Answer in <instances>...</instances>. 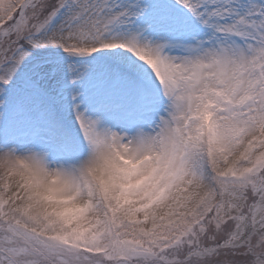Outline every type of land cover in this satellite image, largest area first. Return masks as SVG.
<instances>
[{"label": "snow or ice", "instance_id": "1", "mask_svg": "<svg viewBox=\"0 0 264 264\" xmlns=\"http://www.w3.org/2000/svg\"><path fill=\"white\" fill-rule=\"evenodd\" d=\"M0 264H264V0H0Z\"/></svg>", "mask_w": 264, "mask_h": 264}]
</instances>
